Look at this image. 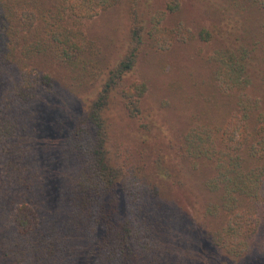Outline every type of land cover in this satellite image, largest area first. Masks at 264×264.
<instances>
[{"label": "trees", "instance_id": "1", "mask_svg": "<svg viewBox=\"0 0 264 264\" xmlns=\"http://www.w3.org/2000/svg\"><path fill=\"white\" fill-rule=\"evenodd\" d=\"M122 1L128 35L113 61L85 23ZM220 1L239 22L226 40L217 39L218 26L213 34L176 19L181 0L153 13L144 0H0V264L192 262L193 219L182 220L165 197L163 160L115 135L107 110L117 99L129 118L139 117L148 86L129 74L143 51L215 39L211 51L197 52L207 70L198 93L208 108L197 105L168 148L181 162L175 171L207 168L205 239L233 257L259 239L264 253V109L248 92V65L264 68V0ZM92 91L84 109L56 126L70 166L55 216L36 144L39 105Z\"/></svg>", "mask_w": 264, "mask_h": 264}, {"label": "rangeland", "instance_id": "2", "mask_svg": "<svg viewBox=\"0 0 264 264\" xmlns=\"http://www.w3.org/2000/svg\"><path fill=\"white\" fill-rule=\"evenodd\" d=\"M165 1L144 0L143 6L149 13H153L161 9ZM220 2L181 0L180 11L175 17L193 30L195 26L203 25L216 34L214 27L218 26L217 39L226 40L228 31L239 22H236L237 16L223 9ZM218 6L220 16L215 14ZM85 31L95 37L107 51H112L115 58L113 61L117 60L125 51L128 35L125 1L87 21ZM216 41L215 39L203 45L197 41L175 43L163 52L143 51L129 74L131 79L143 80L148 86L139 117L129 118L117 99L112 100L107 114L115 135L123 134L125 138L142 142L154 157L163 160L164 166L160 164V167L164 168L161 187L165 197L172 203L182 220L193 219L189 241V259L192 261L190 264H264V253L259 248V239L250 251L239 257L228 256L205 239L203 232L209 229V224L208 221L204 223L201 217L209 196L201 189L200 180L208 172L207 168L201 166L198 171H186L185 174L182 170V173L175 171L177 167L179 169L181 162L171 156L168 148V144L177 139V135L196 114L197 105L202 106V109L208 108L198 93L204 90L201 81L206 79L207 70L197 52L199 47H202L204 53L211 51L218 44ZM248 66L251 81L248 92L252 97L259 99L261 108L264 109V68L256 60ZM93 93L94 91L83 94L75 101H64L60 96H48L41 100L39 105L36 144L47 181L46 206L55 216L59 213L58 200L65 180L64 175L70 166L63 149V138L58 135L56 126L59 127V124L84 109Z\"/></svg>", "mask_w": 264, "mask_h": 264}]
</instances>
